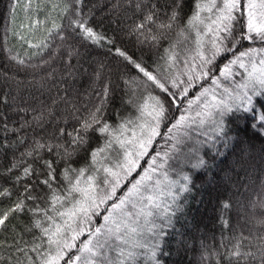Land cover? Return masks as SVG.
Listing matches in <instances>:
<instances>
[{"label":"trees","instance_id":"1","mask_svg":"<svg viewBox=\"0 0 264 264\" xmlns=\"http://www.w3.org/2000/svg\"><path fill=\"white\" fill-rule=\"evenodd\" d=\"M22 2L0 0V192L7 189L10 193L0 196V208L7 209L21 199L25 204L23 212L13 214L4 226H0V264H39L37 251L33 250L35 246H41L40 252H46L51 246L41 229L33 226L35 220L39 219L42 227H47L48 222L57 218L58 209L71 206V197H68L53 207L48 189L41 190L42 186L37 184L44 178L42 173L32 177L23 174V167L29 164L41 171L40 157L44 160L57 157L47 148L31 157L26 153L37 142L65 144L69 138L61 137L59 130L73 132L79 127V121L87 118L102 100L105 102L99 114L101 119L112 128H118L121 123L136 118L141 113V105L151 111L155 103L151 97H158L167 109L166 119L160 124L161 135L153 140L148 155L140 159V166L127 179L121 175L116 195L96 210L99 214L90 213V219L81 214L80 222L67 228L66 235H80L71 247L62 251L58 264H85L88 253L81 252L84 245L91 241V247L98 239L101 242L107 239L104 234L93 235L96 228L105 225L104 216L108 214L105 209L113 202L118 203L149 167L157 169L153 179L164 175L170 179L181 178L187 191L176 194L177 199L160 222L158 242L153 249L127 257L124 250L121 255V239L109 240V247L102 251L111 264H264V243L259 240L264 235V227L256 223L264 218V209L259 207L264 203V123L259 120L264 112L261 107L264 95L253 97L254 111H234L225 118L226 135L209 132L208 137H204L199 131L203 128L197 121L196 108L189 106L211 86L212 80L234 55L249 48H264V42L240 40L231 52L217 56L211 65L204 66V70L197 68V72H191L186 64L193 53L191 28L186 29L183 36L179 33L191 15L195 0H186L180 26L164 31L156 41L145 39L133 29L150 10L159 20H165L171 0H82L79 6L74 5L73 0H60L63 6L68 3L73 7L63 10L39 40L26 45L14 23ZM235 15L234 34H239L246 24V16L241 12ZM73 20L84 22L101 39L95 43L85 40ZM56 25L59 27H54ZM145 34L149 37L160 35L155 29L154 33L145 30ZM117 49L156 76L169 91L162 92L147 80L133 64L117 54ZM210 49L204 51V56L210 57ZM207 68L211 72L204 77L202 72ZM238 79L234 75L233 81ZM224 85L229 86L228 82ZM105 87L108 88L106 98L103 97ZM185 88L187 95L182 93ZM173 95L175 104L171 102ZM184 114L188 115L189 128L173 129L169 133L168 128ZM89 135V151L104 145V137L96 133ZM178 139L182 141L180 144H177ZM192 150L195 153L190 156ZM111 151L101 154L100 163L82 177L92 175L96 191L101 195L111 192V183L104 181H111L112 177L95 170L108 159L112 164L115 156L110 159L111 153L108 157ZM153 158L155 164H151ZM85 161L86 154L81 152L75 157L73 167H82ZM13 164L17 167L8 172ZM56 167L58 178L53 187L58 194H63L65 184L59 178V170L65 164L61 162ZM17 176L22 177L19 182ZM185 176L189 178L187 181L183 179ZM27 186H31L29 192H25ZM29 194L39 195L41 199H25ZM225 204L229 206L225 208ZM37 206L41 211L34 214L31 210ZM125 211L133 215H120L115 219L133 223L141 218L135 215L139 212L137 204L134 209L132 205L127 206ZM101 231L105 233V229ZM238 242L241 255L231 257ZM54 250L55 247H51V254ZM249 252L255 255L246 256ZM92 259L94 264H99L103 257Z\"/></svg>","mask_w":264,"mask_h":264},{"label":"snow or ice","instance_id":"2","mask_svg":"<svg viewBox=\"0 0 264 264\" xmlns=\"http://www.w3.org/2000/svg\"><path fill=\"white\" fill-rule=\"evenodd\" d=\"M82 0H73L74 5L79 6ZM186 5V0H171V4L169 5V12L166 13L165 20H159L157 14L154 11H149L147 14L143 16V19L140 23L136 24L135 29L133 31H139L141 35H144L145 39H151L152 41L159 40L164 31L172 30L174 26H180L181 13L183 12ZM73 7V4L65 3L64 10L68 11L69 8ZM140 5H137L139 8ZM76 14L79 15V8L76 7ZM207 12L210 15L207 17H202V13ZM241 12L246 13L247 22L244 27L240 30L239 34H234V22L237 17L235 13ZM213 16L215 17L213 19ZM205 19L210 20L211 23L206 25V31L201 33L197 31V46L198 48L203 47V42L200 39L201 35H208L211 33V49H210V58L203 56L202 53H198L201 55L204 66L211 65L215 58L222 53L231 52L235 47L238 41L240 40H259L264 42V0H195L192 5L191 15L187 17L186 23L181 27V31L179 35L183 36L185 34V30L188 28H197L199 25H203ZM73 24H75L82 33L85 40H91L93 43L98 42L101 37H99L91 27H87L84 22L73 20ZM54 27H59L58 25ZM154 29L158 30L160 35L145 34V30L147 33H154ZM51 31V30H49ZM223 34V35H221ZM264 53V48L259 50L254 48H249L246 51L240 52L239 55H234V58L229 62V64L225 65L223 69H221V75H224L226 72L230 71L232 64L239 63L240 67H245L242 57H251L253 54ZM117 54L124 57L128 60L129 63L133 64L134 67L145 77L147 80L151 81L156 87H158L162 92H168L169 90L165 87L163 83H161L156 76L152 73L145 70L140 64L133 61L130 57L126 56V54L120 49L116 50ZM15 59V58H13ZM19 63H23V61H19ZM260 68L257 69L255 63L252 65V71L248 73L249 84H245L243 87L247 88L251 85L252 87V95H249L247 92H244L242 95H238L234 98V103L229 105L224 101L220 102L218 108V115L220 117L218 123V135L225 132V121L224 117L230 113L239 112H249L255 110V105L253 101L254 96L264 95V57H262L259 61ZM211 72L210 68H207L206 71L202 72L204 77H208ZM191 79V78H190ZM213 84H217L218 81L216 79L212 80ZM174 86H176L174 84ZM191 87V84H189ZM188 89L185 88L183 90V95H187ZM207 90L205 89V92ZM227 91V90H226ZM204 93H201L203 95ZM108 95V88L105 87L103 91V97L106 98ZM171 95V94H170ZM230 95V94H229ZM155 103L152 105V110L148 113L152 117L151 122H145L144 124L139 125L141 130V136L135 138L132 141L121 139L122 131L126 130V124H131L132 121H126L121 123L118 128H112L106 121H103L100 117V113L102 112L103 104L105 100L101 101V104L95 108L94 111L89 112L87 118L81 119L79 121V127L74 128L73 132H66L65 129L61 128L59 130V135L61 137L67 136L69 139L65 144H44L41 142H37L36 145L32 148V150L26 153L27 156H33V153L39 155V150L47 148V151L50 154H53L57 157L55 160H44L40 157L39 163L41 165V171H36L33 169L32 165L29 164L27 167H23L24 177H32L39 176L41 173L44 178L39 179L37 184L42 186L43 188L48 189L50 193L51 203L53 207H55L56 202L65 200L68 197H72L73 200L76 201V205L80 213L84 216L90 217V213L96 212L100 206L105 205L108 200H112L113 196L116 195V189L120 186L121 174L118 171H114L111 167H103V172L107 174V176L112 177L111 181L105 180L104 183H111L112 190L110 193H103L102 195L96 191V185L94 184V177L89 175L87 176L86 183L88 184V188H82L81 178L85 176V174L89 171L90 168H94L98 163H100L98 157L101 154L105 153L107 150H123V162H118L116 167L123 170L125 175V179H127L128 175H131L132 172L139 167V161L144 156L148 155V149L152 146L153 140L156 136L161 135L160 133V124L163 120L166 119L167 109L165 108L164 103L158 97H151ZM173 104L176 103L175 96H172ZM191 104V102H190ZM264 107V104L261 105ZM145 105H141L139 111L141 114L144 112ZM200 116V113H197ZM211 113H204L201 117L200 123H204V117L211 116ZM259 120L264 123V112L261 113ZM187 121V117L181 116L171 127L168 128V132L171 133L173 129H180L184 126ZM254 127V125H253ZM90 133H96L97 135L105 138V143L103 146L97 147L89 151V139ZM135 136V134H134ZM182 141L177 140V144H180ZM133 144V150H129L126 145ZM176 147L175 145L173 146ZM81 152L86 154V161L84 166L76 168L73 167L75 163V157H77ZM157 155H159L157 153ZM61 162L65 164V167L62 170H59V178L65 184V190L63 194H58L54 189V184L57 182V165ZM156 160L153 158L151 164H155ZM203 164V161H200ZM17 167V164H13L8 172H11L14 168ZM163 167V165H160ZM99 171L100 169H96ZM157 171L156 168L149 167L144 170V173L140 175V178L135 180L132 183L131 187L125 193L123 197L119 198V202H113L112 205L105 209L108 212V215L104 216L105 225H101L96 228L95 233L93 235H101L104 234L107 236L103 242L99 239L96 241L95 245L89 247L91 241L86 243L84 247L81 249V252H87L88 256L85 258V264H94L93 257H103L99 261V264H111V261H108L105 253L102 251L109 247V240L112 238L120 239V232L122 227L126 232L130 231L132 233L136 232L135 227H131L126 220L120 219L117 220L113 217V213L116 210H120V215L122 217L132 216L133 213L131 211H125L123 206L126 203H132V208H136V204L132 202L133 197H139L140 200L146 201L143 207L140 208L139 212L135 213L137 217L143 216L145 219L153 213L151 211L146 210L149 206L158 208L159 205L155 203L157 199L156 196L149 194L147 196L144 195V192L148 191V181L152 180V173ZM22 177L17 176L16 180H19ZM187 181L189 178L185 176L183 178ZM159 181H157L158 186ZM31 186L25 187V192L30 191ZM179 191H187L186 186H182ZM80 195L82 197L81 200L76 199V196ZM10 193L7 189L3 192H0V196H8ZM169 195L171 192L169 191ZM25 199L28 200H39L41 197L39 195L33 196L29 194ZM173 200L177 199V196L172 197ZM229 205L225 204L224 207L227 208ZM255 207V205L253 206ZM262 209H264V203L259 205ZM25 210L24 200H18L11 207L7 209L0 208V226H4L6 222L9 220V217L15 213L23 212ZM34 214H38L41 209L39 206L31 210ZM167 211V210H165ZM45 215H47V210H45ZM60 216L69 215V213H58ZM51 220V217H48ZM111 220L112 226H107L108 222ZM258 225L264 227V218H260L256 221ZM35 228L41 229L42 234L47 237V243L51 247H55L57 252L56 255L51 254V247L46 252L38 251L40 249V245L37 244L34 251H37V255L39 257V264H58L59 260L62 258L60 248H61V233L63 231V227L59 224L55 226L53 229L51 225L49 227H42V223L39 219L35 220L34 225ZM102 229H105V233H102ZM80 233H77L76 236H73L72 239L75 240L78 238ZM259 240L264 243V235L259 237ZM65 247H71L72 245L65 244ZM123 249L121 250V255H123ZM133 255L132 252L127 253V257H131ZM241 255L239 251V242L234 246V250L230 253L231 257H239ZM246 256H254V253H247ZM154 256V253H153ZM126 257V258H127ZM2 259V257H0ZM31 259V258H30ZM77 260L80 257L76 258ZM123 264V262H121Z\"/></svg>","mask_w":264,"mask_h":264},{"label":"rangeland","instance_id":"3","mask_svg":"<svg viewBox=\"0 0 264 264\" xmlns=\"http://www.w3.org/2000/svg\"><path fill=\"white\" fill-rule=\"evenodd\" d=\"M64 10V6L60 0H23L22 4L18 7L16 15H15V29L20 33L21 39L24 41L26 45H28L31 42H34L36 40H39L42 35L45 33V31L50 27L53 26L56 23L57 17L62 13ZM202 17H207L210 14L207 12H204L201 14ZM246 16V22H247V15ZM215 17L213 16V19ZM211 23L210 20L205 19V22L203 25H199L197 28H191V36L194 39L193 42V53L190 54L188 58V62L186 63L188 65V68L192 69L191 72H197L198 70H204V64L203 60L201 58V55L198 53H202L203 56L205 55L204 51L211 48V33L208 35H201L200 39L203 42V47L198 48L197 46V31H200L201 33L205 32L206 25H209ZM259 50V49H257ZM207 57V56H205ZM264 57V53H260L259 51L251 57H242L243 63L245 67H240L239 63L232 64L230 71L226 72L224 75H220L215 78L218 83L217 84H211V86L202 92L204 93L200 97L198 96L196 99L191 101V104L189 106L193 109L196 108V117L197 121L200 123L201 117L204 115V113H211V116L204 117V123L200 125L203 129L201 130V133H203L204 137H208L209 132H212L214 134L218 133V123H219V115H218V108L217 106L220 105L221 101H224L225 103L231 105L234 103V98L238 95H242L244 92H247L249 95H252V87L251 85L247 88L243 87L245 84H249L248 79V73L251 72L252 65L255 63L257 69H259L260 66V59ZM210 58V57H209ZM235 67V68H234ZM234 75H237L239 77L236 82L233 81ZM228 82L229 86H225L224 83ZM227 90V91H226ZM183 93V92H182ZM230 94V95H229ZM146 98V97H145ZM150 104V102H148ZM143 114L138 113L137 117L132 119V123L130 126H126V130H120L122 131L121 139L132 141L137 137L141 136V130L139 125L144 124L145 122H151L152 118L148 114L150 110L148 107H146ZM197 113H200L201 115L198 116ZM229 115V114H228ZM227 115V116H228ZM183 116L188 117L187 114H184ZM225 116L223 119L227 117ZM189 118H187L186 123L182 128H189ZM129 125V124H127ZM189 125V126H188ZM181 128V129H182ZM135 134V136H134ZM126 147L129 150H133V144L129 143L126 145ZM113 158L114 160L112 164L109 163V159L105 162H102L99 168V172H103V167H111L114 171L120 172L121 175L125 176L127 175L121 169L117 168L116 165L118 162H123V150L117 149L109 152L108 157ZM195 151H190L189 155H194ZM188 155V157H189ZM106 156V154H105ZM183 166V165H182ZM182 166H178L179 169H183ZM97 171V170H95ZM152 173V180L148 181L147 184L150 187V190L148 192H144L145 196L152 194L157 197L155 200V203L159 205L158 208L149 206L146 210L151 211L153 215L147 217L146 219L141 216L140 219H138L136 222H128V224L131 227L136 228V232L132 233L130 231L126 232L125 229L122 227L120 232V239H121V245L122 249L128 253L132 252L133 255L135 254H141L146 253L148 248L153 249L155 245H157L158 242V228H160V225L165 218L166 214L168 213L171 204L175 201L172 199L173 196H176V194L181 193L179 189L182 187V179L176 178V179H170L167 175L162 176L159 179H153ZM163 175V174H162ZM89 176V175H88ZM92 176V175H91ZM87 177L82 179L81 178V185L80 187L87 189L88 184L86 183ZM157 181H159L158 186ZM96 183V180H94V184ZM169 191L171 192V195H169ZM76 199L81 200L82 197L77 194ZM132 202L136 203L138 200H140L139 197H133L131 198ZM146 201H139L137 202L138 211L141 207L146 204ZM71 206H68L67 208L62 207L56 211L57 218L53 220V222H48L47 227L51 225V227L54 229L57 224L61 225L63 227V231L61 233V248L60 252L62 254V251L67 248L64 245L69 244L73 242L72 237L75 236L73 233H67V228H69L71 225H75L80 222L79 216L82 214L78 210V206L76 205V201L72 199L69 203ZM132 205V203H126L123 208L127 206ZM167 210V211H165ZM69 213V215L60 216L58 213ZM108 215V214H107ZM113 217H121L120 216V210H116L113 213ZM108 223H112L111 220ZM71 234V237H70ZM64 240V241H63ZM56 248L52 255H56Z\"/></svg>","mask_w":264,"mask_h":264}]
</instances>
